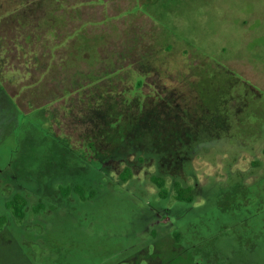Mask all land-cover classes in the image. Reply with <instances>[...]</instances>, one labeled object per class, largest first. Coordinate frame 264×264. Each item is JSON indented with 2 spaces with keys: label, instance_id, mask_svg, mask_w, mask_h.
I'll return each mask as SVG.
<instances>
[{
  "label": "rangeland",
  "instance_id": "obj_1",
  "mask_svg": "<svg viewBox=\"0 0 264 264\" xmlns=\"http://www.w3.org/2000/svg\"><path fill=\"white\" fill-rule=\"evenodd\" d=\"M0 8V264H264V0Z\"/></svg>",
  "mask_w": 264,
  "mask_h": 264
},
{
  "label": "trees",
  "instance_id": "obj_2",
  "mask_svg": "<svg viewBox=\"0 0 264 264\" xmlns=\"http://www.w3.org/2000/svg\"><path fill=\"white\" fill-rule=\"evenodd\" d=\"M52 5L53 4H51V3H49V6H50V9L48 10V12H50L51 14L50 15H54L55 13L53 12H51L50 10H52V9H54L53 7H52ZM1 9V8H0ZM15 9V8H14ZM8 10L9 9H7V10H2L1 9V13H0V17H3L2 19H4V17L6 18V15H8ZM11 10H13V9H11ZM64 15V14H63ZM15 16H17V14L15 15ZM45 17V18H44ZM43 17V20H39L40 21V23L39 24H37V26L39 27V29L41 30V28H46V26L47 25H51L52 23H54V25H56V21L57 20H52V18L51 17H48V13L45 15ZM15 21V20H14ZM63 21H65V17L63 16L61 19H60V21L58 22V25L57 26H55V29H57L58 28V26L60 25V24H62V22ZM0 23H2V24H4V20H1L0 21ZM17 23H18V27L16 28L17 29V34H19V32L20 31H22V28H23V26H25V25H28L29 26V24H28V20H24V19H19L18 18V16H17ZM22 24V25H21ZM40 25V26H39ZM36 26V25H35ZM43 26H45V27H43ZM20 27H21V29H20ZM34 29V28H33ZM31 30L32 29H29L28 31H30V35L27 37V38H23V39H25L26 41H27V39L28 38H30L31 39V37L32 36H35L34 34H32L31 33ZM45 31V30H44ZM1 32V31H0ZM41 32V31H40ZM17 36V35H16ZM38 36H42V34H38ZM18 37H19V35H18ZM2 38V36H1V34H0V39ZM20 38H22V37H20ZM35 38H37L36 36H35ZM38 41V40H37ZM36 43V42H35ZM16 47L18 48V49H20V47L22 48L23 47V45H19L18 43H16ZM37 47V46H36ZM8 49L6 48V47H4V46H2V52H5V51H7ZM84 50H86V49H84ZM32 51L33 52H35L36 51V48H33L32 49ZM95 53H96V58H97V54H98V51H97V49H95ZM1 58H4V56H2L1 55ZM103 79V78H102ZM102 79H95L94 80V85H97L98 87H102L103 88V86L102 85H98V82L100 81V80H102ZM141 84H142V82L140 81L139 83H137V88L139 89L140 88V86H141ZM118 101L119 100H117V98H115L114 100H112L111 101V103H113V104H118ZM149 106H151V107H153L154 106V103H152V102H148V103H146L145 105H144V107L145 108H147V107H149ZM145 110V109H144ZM143 110H141V111H129V112H125L124 113V118H126L127 119V121H129L130 120V122H128L127 124H128V126H122L121 124H117V123H115V125L116 126H114V127H111V128H114L115 130H119V132L117 133V131H115V135H113V137H112V139L110 140L112 143H113V141H119V137H121V139L123 138H126L129 142H133L134 140H136V139H138L139 138V135H140V129H139V127H135L134 125L135 124H137V123H139V120H140V118H141V115L144 113V112H142ZM110 114H113L112 112H109ZM116 113H118L117 112V110H116V112H115V114ZM117 115V114H116ZM128 115V116H127ZM114 118H115V116H114ZM139 125H143L144 127H145V129L148 127V125H147V123H145V122H143V123H141L140 122V124ZM183 126V125H182ZM109 129H110V127H109ZM179 130H182V133H181V131H179ZM172 133H175L172 137L173 138H175V139H179V137H181L184 133H187L186 132V129H185V127H181V128H178V129H176L175 131H173ZM181 134V135H180ZM99 136H101V137H103L105 134H100V132H99V134H98ZM119 135V136H118ZM98 136V139H97V135L95 136L96 137V139L98 140V141H102L103 142V138L100 140V137ZM106 139V138H105ZM108 139V138H107ZM126 140V141H127ZM105 141V140H104ZM109 141V140H108ZM109 141V144L111 143ZM130 170H129V168H126L125 169V172H129ZM123 175V174H122ZM153 179V181L154 182H156L159 186H160V188H161V190H160V195L162 196V197H165L166 196V190L164 189V180L163 179H159V178H152ZM66 189V191H65V194H68L69 193V191H70V189L69 188H65ZM78 189L79 190H82L81 189V187H79L78 186ZM93 192L94 191H92L91 192V194H93ZM176 198L177 199H179V200H182V201H186V202H191L192 200H193V198H194V194H193V191H192V188L191 187H181V186H177L176 187ZM7 206L8 207H10V208H12V210H13V212H14V214L17 216V217H19V218H22L23 216H24V208H25V206H26V199L24 198V197H22V196H15L12 200H10L9 202H7ZM4 222H5V218L4 217H0V229L2 228V226L4 225Z\"/></svg>",
  "mask_w": 264,
  "mask_h": 264
}]
</instances>
